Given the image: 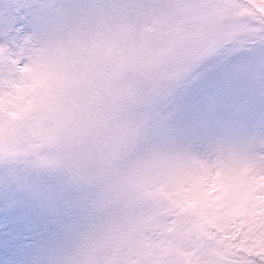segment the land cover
<instances>
[{
	"label": "rangeland",
	"instance_id": "rangeland-1",
	"mask_svg": "<svg viewBox=\"0 0 264 264\" xmlns=\"http://www.w3.org/2000/svg\"><path fill=\"white\" fill-rule=\"evenodd\" d=\"M29 2L0 0V30L8 5ZM252 10L264 14L257 0H130L70 31L27 37L47 64L105 55L99 103L108 141L92 172L94 210L85 205L47 231L38 221L54 185L37 170L78 155L90 132L66 120L50 92L0 125V137L40 145L30 159L0 163V264H104L124 254L178 264L194 231L215 228L211 209L193 202L207 222L181 212L169 232L180 209L157 189L189 177L218 188L264 147V32Z\"/></svg>",
	"mask_w": 264,
	"mask_h": 264
},
{
	"label": "snow or ice",
	"instance_id": "snow-or-ice-1",
	"mask_svg": "<svg viewBox=\"0 0 264 264\" xmlns=\"http://www.w3.org/2000/svg\"><path fill=\"white\" fill-rule=\"evenodd\" d=\"M264 8V0H257ZM130 0H30L25 5H8L6 28L0 30V125L11 123L28 111L40 98L57 97L66 120L78 118L90 135L85 147L76 156L69 155L53 167L41 165L54 185L49 204L38 224L51 231L63 224L66 217L85 205L91 211L96 204L92 183L93 169L99 170L98 154L108 141L109 124L99 103L103 95V78L98 70L103 53L81 59L72 58L62 65L47 64L43 57L32 55L27 37L37 29L57 27L72 30L85 21L128 7ZM245 7H250L246 5ZM253 23L264 32V14L252 10ZM39 144L31 147L17 144L15 137H0V163L30 159ZM15 157V160L12 158ZM180 209L168 218V231L180 222L181 212H190L199 222H207L196 202L211 209L208 215L215 228L194 231L193 246L178 264H264V147L257 149L238 179H229L218 188L206 181L189 177L177 178L170 186L157 189ZM104 264H166L139 254H124Z\"/></svg>",
	"mask_w": 264,
	"mask_h": 264
},
{
	"label": "trees",
	"instance_id": "trees-1",
	"mask_svg": "<svg viewBox=\"0 0 264 264\" xmlns=\"http://www.w3.org/2000/svg\"><path fill=\"white\" fill-rule=\"evenodd\" d=\"M245 3V2H244ZM246 4V3H245ZM247 5V4H246ZM254 19H256V18H254Z\"/></svg>",
	"mask_w": 264,
	"mask_h": 264
}]
</instances>
